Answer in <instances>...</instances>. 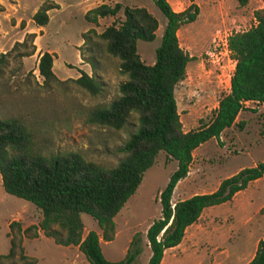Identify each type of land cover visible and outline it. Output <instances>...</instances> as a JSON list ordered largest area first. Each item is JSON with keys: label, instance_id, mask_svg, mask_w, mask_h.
Masks as SVG:
<instances>
[{"label": "trees", "instance_id": "16d2710c", "mask_svg": "<svg viewBox=\"0 0 264 264\" xmlns=\"http://www.w3.org/2000/svg\"><path fill=\"white\" fill-rule=\"evenodd\" d=\"M236 1L240 5L246 2ZM153 3L165 23L151 65H145L136 52V41H151L157 28L155 18L144 7L99 4L83 14V20L95 27L99 18L113 17L99 33L93 28L80 33L81 45L90 34L101 40L104 52L117 59L118 72L125 77L118 84L114 99L87 108L86 121L118 130L133 114L137 123L118 148L123 155L114 166H99L77 152L44 153L37 141V108L16 98L8 80L0 82V184L5 193L30 202L41 215L36 225L24 228L15 220L8 223V249L0 254V264H35L36 259L25 254L22 240L36 238L38 229L56 245L76 246L87 264H134L142 251L138 233L131 236L120 260L108 261L102 255L98 235L93 230L82 234L79 215L88 214L100 230V239L111 241L113 217L134 193L158 152L174 161L175 168L158 192L159 216L145 231L149 252L145 264H160L164 251L180 243L186 228L197 221L205 208L230 201L248 183L264 175L261 161L221 179L211 192L171 201L175 184L188 172L192 151L208 139L219 141L222 131L236 123L245 102L264 105V7L252 12L253 26L225 39L233 68L228 91L218 99L211 120L183 131L173 89L184 78L185 66L192 57L180 48L176 31L195 20L198 6L190 2L182 10L173 11L166 0ZM55 8L58 5L54 2L42 1L30 17L32 23L43 27L48 20L47 11ZM120 9L123 18L116 20ZM34 37L32 32L25 33L9 50L0 52V77L11 61L16 59L21 66V59L34 53ZM80 56L79 53L83 61ZM52 58L46 51L38 56L37 71L43 87L65 81L53 74ZM13 71H9V77ZM70 81L91 95L100 91L96 78L83 71ZM244 264H264V240H257L252 257Z\"/></svg>", "mask_w": 264, "mask_h": 264}, {"label": "rangeland", "instance_id": "374dc122", "mask_svg": "<svg viewBox=\"0 0 264 264\" xmlns=\"http://www.w3.org/2000/svg\"><path fill=\"white\" fill-rule=\"evenodd\" d=\"M2 1L7 5L10 3L9 0ZM39 1L43 0H15L17 13L10 7L12 15L5 17V25H13L17 20L23 23L22 27L26 23L29 28L33 27L30 12ZM59 1L63 3L62 7L51 14L37 44L39 48L52 51L53 58L56 56L51 70L57 79L65 81L41 86L37 55L32 54L21 59V66L16 59L11 61L4 68L0 82L8 80L16 98L37 108V141L44 153L77 152L87 161L112 167L123 155L118 148L136 129L135 116L131 114L123 128L114 130L87 122L86 110L114 99L118 94L117 86L125 77L118 72L117 59L104 52L101 40L90 34L82 45V42L78 43L80 32L87 27L82 18L84 0ZM123 1L128 6L144 7L157 22L151 41H136L140 60L151 65L165 18L153 0ZM198 1L195 20L180 26L177 33L180 48L192 57L185 66L184 78L173 89L183 131L198 128L211 120L218 99L228 91L233 68L225 39L231 33L253 26L252 12L264 7V0H246L244 5L236 0ZM115 19L119 20L118 17ZM104 26L102 23L97 29ZM21 31L17 28L10 33L13 42L21 37ZM12 43H6L5 51ZM79 53L81 62L86 63L82 69H77ZM11 69H14L13 76L9 77ZM83 69L100 83L99 93L91 95L70 81ZM235 122L222 131L219 141L208 139L192 151L186 176L173 188L172 202L211 192L221 179L240 168L264 161V105L245 102ZM174 168V161L166 159L162 151L157 153L152 165L143 172L134 193L113 217L114 235L109 242L100 239L95 220L80 213L82 234L93 230L98 235L106 260H120L131 236L138 233L142 251L134 264H145L149 254L145 231L159 216L158 192ZM40 218V212L30 202L5 193L0 184V254L8 249L7 225L10 221H18L24 228L36 225ZM258 239L264 240V175L248 183L230 201L204 209L197 221L186 228L179 245L164 253L160 264H244L252 257ZM22 245L25 254L36 259L35 264H87L77 249L73 251L54 244L40 229L36 238H23Z\"/></svg>", "mask_w": 264, "mask_h": 264}, {"label": "crops", "instance_id": "0c3cea01", "mask_svg": "<svg viewBox=\"0 0 264 264\" xmlns=\"http://www.w3.org/2000/svg\"><path fill=\"white\" fill-rule=\"evenodd\" d=\"M44 1V0H43ZM49 1H52L54 2L55 4L58 5V8H55V9H49L47 11V17H48V20H47V23L50 21L51 19V14L55 11V10H59L61 7H62V2L59 1V0H49ZM78 1V0H76ZM74 1V2H76ZM167 3L169 4V6L171 7V9L173 11H180L182 10L183 8H185L190 2H193L195 3L198 7H199V1L198 0H166ZM9 4L7 5L4 1L0 0V52H4L5 51V46H6V43H12L13 42V37L10 36V33L13 31V29H17L19 28L21 31L20 33V36L19 39H16V41H20L22 39V36L25 34V33H34L35 34V37L33 39V43L35 45V51L33 53V55H37V58H36V65H37V61H38V56L40 55V53L46 51L48 53L52 52L50 50H45L43 48H39L38 46V41L41 37V35L43 34L44 32V29H45V26L46 24L43 26V27H37L35 25H33V27L29 28L28 26V23L25 24V26L23 27H20V22L16 20V22L13 24V25H5L4 23V19L5 17L7 16H10L12 15V9L15 10V14L17 13V7H16V3H15V0H9ZM42 1H39L35 6L34 8L31 10L30 12V17L31 15L33 14V12L36 10V8L38 7V5L41 3ZM84 3H86V5L83 7L82 9V18H83V14L86 10L92 8V7H95L99 4H107V5H110L112 6L114 3H119L121 5V7L123 6H128V5H125L124 1L123 0H84ZM9 6V7H8ZM12 9H11V8ZM131 7V6H129ZM137 7H141V6H137ZM14 14V12H13ZM118 17L119 20H122L123 16H122V11L121 9L117 12V14L115 15L114 18ZM31 20V19H30ZM113 20V17H103V18H99L97 20V23L98 25L95 27L89 23H86L87 24V27L82 30L80 33L86 31L88 28H93L97 33H99L101 30H98L97 28L103 24H105V26L109 25L110 22ZM19 23V24H18ZM32 23V21H31ZM104 26V27H105ZM177 33H178V30L176 31V36H177ZM82 42V40L80 39L79 40V44ZM54 53V52H53ZM31 55V56H33ZM29 56V57H31ZM28 57H25V59H27ZM56 59V56L55 58L52 59V65H51V69H53V63H54V60ZM81 60L79 59V62H78V66L77 69H82V67L84 65H86V63H82ZM53 71V70H52ZM83 72H85V70L83 69L82 70ZM86 73V72H85ZM78 75H75L74 77L76 78ZM57 77V76H56ZM60 79V78H58ZM206 209V208H205ZM179 245V244H178ZM178 245H176L175 247H177ZM63 247H67L68 249H71L73 251H76L77 247L76 246H72V245H69V246H63ZM175 247H172V248H169V249H166L164 251V253L167 251V250H170V249H173ZM163 253V255H164ZM74 256V253L72 254ZM74 259V257H73ZM162 260V259H161ZM75 262V260H74Z\"/></svg>", "mask_w": 264, "mask_h": 264}]
</instances>
